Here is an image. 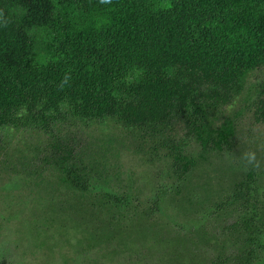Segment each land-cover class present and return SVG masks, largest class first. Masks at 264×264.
<instances>
[{"label": "trees", "instance_id": "trees-1", "mask_svg": "<svg viewBox=\"0 0 264 264\" xmlns=\"http://www.w3.org/2000/svg\"><path fill=\"white\" fill-rule=\"evenodd\" d=\"M262 69L264 0H0V129L35 123L49 131L64 113L138 128L181 118L186 137L169 148L178 178L195 164L191 139L204 153L230 150L234 120L217 123V113ZM263 85L251 89L254 117L264 122ZM55 148L70 189L100 191L72 149ZM261 175L249 166L231 195L245 210L234 224L242 264L263 246ZM101 194L110 207L127 203L111 190Z\"/></svg>", "mask_w": 264, "mask_h": 264}, {"label": "rangeland", "instance_id": "rangeland-1", "mask_svg": "<svg viewBox=\"0 0 264 264\" xmlns=\"http://www.w3.org/2000/svg\"><path fill=\"white\" fill-rule=\"evenodd\" d=\"M263 82L264 69L249 73L217 113V123L234 120L230 150L204 153L191 139L195 164L183 178L169 153L186 137L181 118L138 128L64 113L49 131L35 123L1 128L0 264H242L234 224L245 210L231 195L249 166L262 174L263 246L252 264H264V122L254 117L251 89ZM58 144L73 150L100 191L82 194L62 181ZM102 189L126 198L124 208L105 204Z\"/></svg>", "mask_w": 264, "mask_h": 264}]
</instances>
